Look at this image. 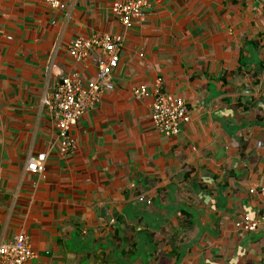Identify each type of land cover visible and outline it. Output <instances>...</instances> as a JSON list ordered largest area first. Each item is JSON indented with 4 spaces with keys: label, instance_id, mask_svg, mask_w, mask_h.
<instances>
[{
    "label": "crops",
    "instance_id": "0c3cea01",
    "mask_svg": "<svg viewBox=\"0 0 264 264\" xmlns=\"http://www.w3.org/2000/svg\"><path fill=\"white\" fill-rule=\"evenodd\" d=\"M116 1L0 0V242L25 234L26 264H264V224L235 227L264 214V0H149L127 30ZM104 34L124 37L114 89L62 155L42 99L96 77L102 51L77 64L67 47ZM158 83L190 114L177 136L133 95Z\"/></svg>",
    "mask_w": 264,
    "mask_h": 264
},
{
    "label": "built area",
    "instance_id": "2783aa9c",
    "mask_svg": "<svg viewBox=\"0 0 264 264\" xmlns=\"http://www.w3.org/2000/svg\"><path fill=\"white\" fill-rule=\"evenodd\" d=\"M234 2L236 0H221ZM238 1V0H237ZM241 1V0H239ZM246 1V0H243ZM53 10L62 8L63 0H40ZM149 0H118L112 5V13L120 20L124 29H130L134 24L144 22ZM12 40L11 37L8 38ZM123 36L108 34L94 35L89 38H77L67 47L70 58L79 64L87 59L94 50H101L104 59L99 64L96 77L84 82L79 76L63 78L54 91L42 99V106L50 115L57 131V145L62 155L73 153L76 147L71 131L78 121L88 112L95 109L103 94L114 89L112 76L118 68L123 50ZM52 66L48 67V71ZM137 99L153 100L152 122L157 130L166 137L177 136L182 128L190 123V114L185 103L180 98L167 96L162 92L160 83L153 90L141 85L133 89ZM46 155L29 157L27 171L33 174H43L47 163ZM253 193L264 197V186ZM139 201L151 204V200L140 196ZM264 224V214L257 220L245 217L235 227L237 230L253 233ZM264 248V243H263ZM35 258L31 245L25 234H17L8 243L0 242V264H26Z\"/></svg>",
    "mask_w": 264,
    "mask_h": 264
}]
</instances>
